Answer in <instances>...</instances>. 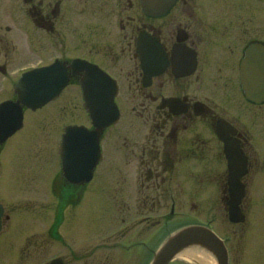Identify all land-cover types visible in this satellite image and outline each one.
<instances>
[{"label": "flooded vegetation", "instance_id": "obj_1", "mask_svg": "<svg viewBox=\"0 0 264 264\" xmlns=\"http://www.w3.org/2000/svg\"><path fill=\"white\" fill-rule=\"evenodd\" d=\"M263 52L264 0H0V103L17 101L27 72L68 75L56 99L22 106V126L0 141V264H152L173 233L192 225L214 232L227 264H238L233 235L212 223L241 226L250 184L264 182ZM245 85H256L258 97ZM73 127L97 133L90 179L82 176L93 152ZM21 131L49 142L54 166L23 165V152L8 147ZM9 152L21 158L10 172ZM230 184H241L242 195L230 194ZM14 185L18 194L5 196ZM92 197L112 214L99 234L90 230ZM237 198L239 222L229 215ZM211 204L220 214L212 209L198 222L201 205ZM199 261L182 253L167 264Z\"/></svg>", "mask_w": 264, "mask_h": 264}, {"label": "water", "instance_id": "obj_2", "mask_svg": "<svg viewBox=\"0 0 264 264\" xmlns=\"http://www.w3.org/2000/svg\"><path fill=\"white\" fill-rule=\"evenodd\" d=\"M146 4V0H144ZM264 55V52H263ZM260 66V65H258ZM264 68V65H261ZM55 67H49L45 69H35L31 72L25 73V75L17 83V96L18 100L16 103L6 102L0 104V141L5 139L8 134L13 133L19 127H21L22 115V105L28 106L31 109H37V107H42L49 100L55 99L56 96L66 87L68 75H63L56 73ZM260 81L264 82V75L258 76ZM248 79H246L247 81ZM258 80V81H259ZM245 81V84H246ZM259 81V82H260ZM257 86L245 85L246 94L252 99L255 98L253 93ZM259 93L261 98L264 99V85L258 84ZM88 92V94L86 93ZM85 106L90 112L92 122H95L96 112L94 109V102L92 101V93L90 88H85ZM258 97V96H256ZM70 130H80L83 132V136L87 138L84 146L81 147V143L76 145V150L79 151L83 148L85 151H92L93 156L89 159V165L85 168V174L82 176L85 179H90L92 176V168L95 166L97 161V133L87 132L84 127H73ZM79 136L76 137L78 139ZM81 147V148H80ZM63 153L62 163H64V173L67 179H70V170L67 168L68 161L64 156L65 145L61 147ZM67 164V165H66ZM233 181V179H231ZM230 194H235L241 196L243 193V186L240 184H230L229 188ZM240 198L232 200L230 202L229 215L231 220L235 222L241 221V214H239L238 203ZM2 208L0 206V214ZM194 246L201 247L207 250L212 255L217 258V264H227V255L224 245L220 239L212 233L210 230L204 227L192 226L183 228L182 230L173 233V235L163 243L157 254L154 256V261L152 264H167L170 260L174 258L175 255L183 252L186 248Z\"/></svg>", "mask_w": 264, "mask_h": 264}, {"label": "rangeland", "instance_id": "obj_3", "mask_svg": "<svg viewBox=\"0 0 264 264\" xmlns=\"http://www.w3.org/2000/svg\"><path fill=\"white\" fill-rule=\"evenodd\" d=\"M72 87H69L67 89L68 96L73 97L75 94L73 93ZM54 104H51L47 106V108L44 110L45 113H52L54 111L53 106ZM30 115V114H29ZM35 116L30 115L28 116L29 122L32 123ZM22 132V131H21ZM18 132L17 136L15 135L13 138H11V141L18 142L16 145L13 143L11 146L8 145V147L20 151L25 157L23 159V165H25L26 168L33 169L36 166H40L41 168H51V166H54L53 156L51 154L49 155V142L45 139H42L41 136H38L32 140H28L26 135V131H23L22 133ZM16 146L15 148H13ZM37 155H34V154ZM40 154V155H39ZM39 156L43 157L44 162H40L37 160ZM15 160L13 156H11L10 152L8 154V157L6 156V153L4 155V161L3 164L6 168V171L10 172L12 168L15 167V169L19 168L21 158L18 160H15V162L10 163V161ZM48 169V170H49ZM18 185H14V189L12 192L9 189L3 190V194L7 196L8 194H18V190L15 188ZM250 194L252 193L253 199L246 202L245 210L247 214V220L242 223L241 226L236 227H230L226 223L223 222V220L219 219L217 222L215 221L212 223L214 229H217L220 234H227V235H233L231 236L232 242L230 244H233V252L235 254V257L238 261V264L240 262L244 264L247 260L252 262L253 264H264V182L258 183L257 181L250 184L249 189ZM8 197V196H7ZM101 199L103 197H92L90 202L91 203V209L90 211L93 212L92 218L90 221H92L90 230L92 232H96L99 234L100 232L105 231L106 229H109L110 220L112 218V214H110L109 211L105 210L106 203L103 202ZM206 210L203 209L204 206L201 205V214L198 216V222H207L209 219L210 213L218 212L220 214L221 210L218 208V205L211 204L205 205ZM45 207L47 208V211H49L48 207H50L49 204H46ZM215 208V209H214ZM190 211L194 212L195 208L191 206L189 208ZM203 209V210H202ZM210 209V210H209ZM213 209V210H212ZM212 210V212H211ZM215 215H218L217 213H214ZM132 215V214H131ZM220 216V215H219ZM52 218V217H51ZM47 222L48 225H50V219ZM41 226V225H40ZM240 227V230L236 229ZM25 230V226H23V229L18 228L16 230L17 232V238H19V234ZM28 232V231H27ZM91 232V233H92ZM29 234V233H28ZM27 234V236H28ZM93 234V233H92ZM239 234L241 236L239 237ZM30 235V234H29ZM31 236V235H30ZM25 237V236H24ZM238 240L241 244L240 249L238 248L237 244ZM142 259V258H141ZM143 262V261H142ZM141 264L140 262H138ZM200 264L202 261H199ZM236 264V262H235Z\"/></svg>", "mask_w": 264, "mask_h": 264}, {"label": "bare ground", "instance_id": "obj_4", "mask_svg": "<svg viewBox=\"0 0 264 264\" xmlns=\"http://www.w3.org/2000/svg\"><path fill=\"white\" fill-rule=\"evenodd\" d=\"M184 253H187L190 256H196L204 264H215V261H213V258L210 256H207L206 254L199 252L198 247L193 246L189 249H186Z\"/></svg>", "mask_w": 264, "mask_h": 264}]
</instances>
